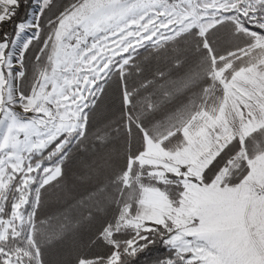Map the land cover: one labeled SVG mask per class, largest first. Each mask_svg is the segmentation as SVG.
Masks as SVG:
<instances>
[{
    "label": "snow or ice",
    "instance_id": "snow-or-ice-1",
    "mask_svg": "<svg viewBox=\"0 0 264 264\" xmlns=\"http://www.w3.org/2000/svg\"><path fill=\"white\" fill-rule=\"evenodd\" d=\"M0 264H264V0H0Z\"/></svg>",
    "mask_w": 264,
    "mask_h": 264
}]
</instances>
